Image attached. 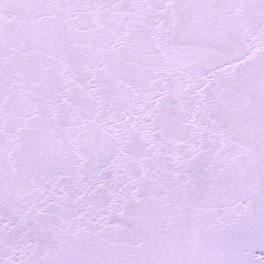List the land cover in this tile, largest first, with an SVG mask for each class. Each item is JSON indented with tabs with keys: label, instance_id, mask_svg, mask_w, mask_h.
Returning <instances> with one entry per match:
<instances>
[{
	"label": "snow or ice",
	"instance_id": "6c2138e0",
	"mask_svg": "<svg viewBox=\"0 0 264 264\" xmlns=\"http://www.w3.org/2000/svg\"><path fill=\"white\" fill-rule=\"evenodd\" d=\"M0 264H264V0H0Z\"/></svg>",
	"mask_w": 264,
	"mask_h": 264
}]
</instances>
